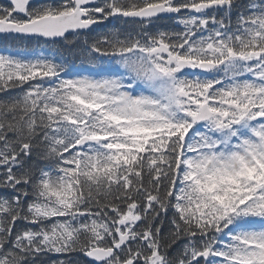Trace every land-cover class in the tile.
<instances>
[{"label":"snow or ice","instance_id":"snow-or-ice-1","mask_svg":"<svg viewBox=\"0 0 264 264\" xmlns=\"http://www.w3.org/2000/svg\"><path fill=\"white\" fill-rule=\"evenodd\" d=\"M0 42V264H264V0H6Z\"/></svg>","mask_w":264,"mask_h":264},{"label":"trees","instance_id":"trees-1","mask_svg":"<svg viewBox=\"0 0 264 264\" xmlns=\"http://www.w3.org/2000/svg\"><path fill=\"white\" fill-rule=\"evenodd\" d=\"M0 47H2V42H0ZM55 47H58V48L63 49V45H62V44H58V45H56ZM72 60H73V62H74L75 64H77V61H80V59H79V58H76V57H73ZM80 62H81V61H80ZM80 62H79V64H80Z\"/></svg>","mask_w":264,"mask_h":264},{"label":"flooded vegetation","instance_id":"flooded-vegetation-1","mask_svg":"<svg viewBox=\"0 0 264 264\" xmlns=\"http://www.w3.org/2000/svg\"><path fill=\"white\" fill-rule=\"evenodd\" d=\"M161 23L171 25V24L173 23V21H170V20H164V21H162Z\"/></svg>","mask_w":264,"mask_h":264}]
</instances>
